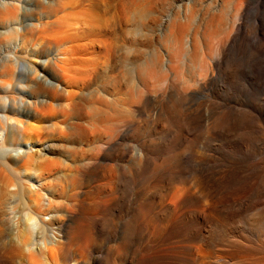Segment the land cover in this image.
<instances>
[{"label":"bare ground","instance_id":"6f19581e","mask_svg":"<svg viewBox=\"0 0 264 264\" xmlns=\"http://www.w3.org/2000/svg\"><path fill=\"white\" fill-rule=\"evenodd\" d=\"M35 1L30 12L38 22L26 24L24 33L9 28L0 33V42L50 29L46 20L58 12L54 1ZM19 3L0 0V22H20ZM222 12L210 25L206 22L208 27L219 24ZM28 13L23 11V18ZM182 24L175 26L176 35L184 34L187 25ZM213 30L204 32L209 62L199 85L215 77ZM254 30L257 38L250 50L243 41L247 67L241 80L232 90L228 86L211 91L208 116L200 102L185 107L181 94L161 107L154 120L141 117L138 106L124 108L121 118L112 119L104 108L107 99L103 104L96 94L100 88L90 92L93 83L78 76L81 72L72 66L76 59H69V53L79 54L84 46L61 47L60 38L43 37L38 50L21 46L15 55H0V264H264V17L257 19ZM131 36L134 49L126 56L134 59L143 78L150 65L138 59L152 41L135 31ZM54 48L60 50L57 55ZM31 71L43 77H32ZM124 73H131L128 65ZM117 79L109 89L119 85ZM74 94L79 95L77 102H72ZM64 106L63 147L26 129L33 117L40 121L48 111ZM132 113L141 119L128 121ZM33 141L60 156L63 170L54 162L47 168L36 165L35 154H12L18 145ZM21 169L40 170L45 179L55 177L47 204L41 190L35 193L24 184ZM37 216L42 224L35 233ZM48 228L55 230L56 239L34 249L33 240L45 244Z\"/></svg>","mask_w":264,"mask_h":264},{"label":"rangeland","instance_id":"374dc122","mask_svg":"<svg viewBox=\"0 0 264 264\" xmlns=\"http://www.w3.org/2000/svg\"><path fill=\"white\" fill-rule=\"evenodd\" d=\"M53 1L55 3L58 12L55 15H53L51 18L46 20L47 22H49L48 28L50 29L47 30V32L45 33L38 30L32 35L24 36L23 34H19L16 38L12 40H7V39L2 40L0 42V55L2 57H5L8 54L15 55L20 50L21 46L25 47L26 49L28 48L30 51L38 50L39 48L42 47V45H40V42L41 40L43 41V39L41 38L48 36L52 39L58 40L60 38L59 40H64L63 45L61 47L71 48L76 45L77 46L80 45V47L84 46L82 47L83 51L79 54L72 55L69 53L68 54L69 59L72 58L76 59L75 60L76 62L72 63V66L75 69H77L78 67V70L82 73V74L79 73L78 76L85 77L88 83L91 84L93 83L92 86L89 88L90 92L91 91L94 92L97 88H100L98 89V93L96 94H98L97 96L102 101L103 104L106 103L108 104V105L107 104L104 105V108H106L107 115L111 116L112 119L121 118L119 113L120 111H123L124 108L128 109L129 107L132 108L134 106L135 108L136 106H138L140 107V109H142L141 113H139L140 115L142 114L141 117L145 119L150 118L149 120H154L158 117V113L161 112L160 111L161 107L162 108L165 107V104L167 105L168 102L170 103L171 99H172L171 102L175 101L174 99H176L181 94L185 97L186 99L185 101L187 102L186 104L184 101L185 107L188 106L187 107L188 109L189 108L192 109V107L195 108L196 106H199V104L201 103L200 106L203 109V114L205 116H208L209 113L208 108L205 107L207 102L211 99V91L218 89L220 87L223 88L226 87L225 89L227 90L228 86H229L228 90L229 89L232 90L233 87L232 84L234 83L237 84L239 83L237 81L241 80L242 72H243L242 70H246L245 66L247 67V65L244 66V64H246L245 63L246 52H243L244 49L243 41L247 42L248 50H250V48L252 47L251 45L254 44V41H256L257 38V34H255L256 32L254 30L257 24V19L259 20V18L261 19L264 17V0H245V1L244 0L242 1L240 0H53ZM35 2H36L35 0H20L19 4L23 8L22 10L23 11L29 10L28 17L23 18L22 16L23 11L22 12L20 11L21 12V16L19 18L21 19L20 22L19 20L18 21L5 20L0 22V33L2 34L8 33L10 31L9 28L12 27L24 33L26 24L38 22L37 19L38 16L30 12L31 8L35 6ZM237 5H239V8H237ZM221 11H223L222 12L223 15L219 24L216 25L215 27L213 26L208 27L206 22H208L209 24L216 16L220 14ZM237 12L239 13L238 16L236 14ZM147 21L149 23L145 25ZM178 23L179 24L185 23V26L187 25V28L185 30L186 33L184 31L183 35L182 34L176 35V33L173 32L175 31L174 29L175 26L179 25ZM142 24L144 27L142 26ZM173 24L174 26H172ZM206 28L207 29L213 28L215 30V31L213 30L214 37L212 36L213 38L212 41L216 49L215 52L212 54V58L214 59L213 60L214 62L215 60H217L215 62L217 65L215 67L216 69L213 68L215 69L213 73L215 77H212V79L209 82L205 83V85L202 84L203 81L199 85L198 84L199 80L201 82L202 80L201 77H203L204 73H206V71L208 70L207 63L209 62V59H207V56L205 55L206 40L204 38V32ZM134 31L139 38L147 37L146 40L148 39L147 40L148 43L152 41L150 44L146 46V49H143L144 53L142 52V50L140 51V55L138 59L139 62L150 65L148 67L149 70L147 71V73L150 72L148 73L149 75L146 73V75H144L143 78H141L142 76L138 77L139 73L137 74L138 71L136 72L137 68L135 69L136 62L134 61V59L128 60L127 57L129 56L128 54L132 51V49H134L133 48L134 44L131 40L132 39L131 33H133ZM173 37L175 38L177 37L178 39L176 38V40L178 41H176L175 38ZM180 37L182 39L179 42ZM244 38H246L247 40H244ZM171 39L175 40V42L174 41L172 42ZM191 45L192 46L194 45L195 48L194 46L192 48ZM61 47L59 48L61 49ZM53 50L55 55H57L58 52L60 51L58 48H54ZM159 51L162 52V53L160 52L162 56L159 53ZM191 51L197 53L195 54L193 53L192 55ZM214 54H216V56ZM145 58L148 60H146ZM27 59H30L35 63L40 62L39 59L36 58L31 59L30 56H27ZM149 59H151V61ZM152 60L154 64H152ZM133 61L135 63H133ZM127 65L130 67L131 70V73H129L128 76H126L124 73ZM156 66L159 68H157ZM226 70L228 75L227 74L225 75ZM32 72L33 71H31V73ZM230 74H233L234 76ZM124 75L126 78L124 77ZM227 76L229 79L227 78ZM32 77L41 78L43 77V73L38 71L36 73L33 72ZM114 78L120 79L121 81L117 79V82L120 81L122 85H120V82H118L117 84L119 85L116 86V88L119 86L121 87L117 89L115 88L116 90L115 89L111 90L109 88H111V86L113 87L114 83L116 84V82H114L115 81ZM142 79L145 80V84ZM225 84H227V86H224ZM201 85L206 89L201 88L202 87ZM191 86H192V90H189L191 89ZM105 87L108 90H110L109 91L110 94L107 92H105L106 93L105 94L104 90L101 89ZM183 87L184 90L187 89L186 91H184V93L182 92ZM63 88L72 90L71 89L72 87L69 86L66 87L63 86ZM193 88H197V90ZM138 89L139 91L140 90L141 91L139 92ZM145 90L147 94L145 93ZM66 96L67 93L65 94L64 92L63 97L65 98ZM174 96L176 98H173ZM71 98H72V102H77L79 100V95L74 94L71 96ZM105 98L107 99L106 103H104L106 100ZM162 104L164 106H162ZM61 109L62 111L60 112ZM144 109L145 112H143ZM66 112H67V107L64 106V108L59 107V109L55 108L52 109V111L51 110L48 111L46 113L47 115L44 114V116H42L41 118L40 116H38L40 118V121L39 119H37V117L35 118L33 117L28 121L30 122L31 125H29L28 128L26 129L31 130L30 132L34 135H39V134L41 135V133L45 134V136L47 135V137H49L48 139H51V141L56 143V145L58 143L57 146H59L60 144V147L61 146L63 147V144L66 141L65 139H67L65 124L62 122V120L66 117ZM64 113L65 115L63 116ZM135 115L136 113L128 114L127 120L128 121H131L133 119L136 120V117L141 119L140 115L138 114L136 116ZM62 124H64V126ZM38 127L39 129H44L45 131L40 130L37 134ZM15 149H16L15 151L14 150L12 151V154H15L16 151H18L20 154L22 152L23 155L25 153L24 158H26L30 154L33 155L35 154L34 156L36 157V159L34 157V163H36V165L39 163H43L45 164L44 166L47 168V167H51L52 162H54L55 164H58L57 166L58 170L61 169L63 170V166H62L63 159L60 156L59 157L55 156L52 153V151L45 150L43 148V145H41V142L39 143L33 141V142H26L25 144L22 143L18 145V147H16ZM39 173L40 170L38 171L31 170V172L30 170H22L19 173L20 174L19 176H22L21 179H23L22 181L24 182V184L27 187L31 188L30 190H32L33 192L35 191L36 193L37 190L38 191L41 190V193L44 198V204H47L48 193H50L51 190L53 191V189H51L52 184L56 180L55 177L52 176V174L50 176H47L46 174L45 176L47 177L45 179L44 177L41 178L39 176L40 175ZM51 173H55V171ZM46 183L50 186L45 187L44 185ZM50 217H51V213L46 214L43 217V219L44 221H48ZM39 218H41V216L35 217L36 222L35 220L33 221L36 225L35 233L39 231L42 224ZM54 231H52L51 228H48L47 231L48 239L46 238L45 244L43 240H38V241L33 240L34 244L32 247H34L35 249V248H39V245H41L42 247L43 246L45 247V245L47 246L50 245V243L56 239L55 236L56 232Z\"/></svg>","mask_w":264,"mask_h":264}]
</instances>
